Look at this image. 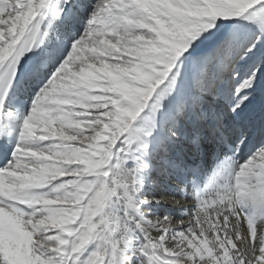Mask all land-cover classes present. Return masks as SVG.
<instances>
[{
    "label": "snow or ice",
    "instance_id": "obj_1",
    "mask_svg": "<svg viewBox=\"0 0 264 264\" xmlns=\"http://www.w3.org/2000/svg\"><path fill=\"white\" fill-rule=\"evenodd\" d=\"M0 264H264V0H0Z\"/></svg>",
    "mask_w": 264,
    "mask_h": 264
}]
</instances>
